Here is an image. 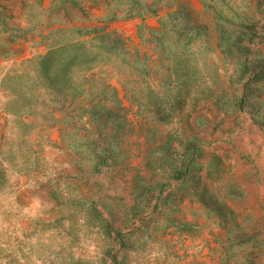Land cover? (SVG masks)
I'll use <instances>...</instances> for the list:
<instances>
[{"label":"rangeland","instance_id":"rangeland-1","mask_svg":"<svg viewBox=\"0 0 264 264\" xmlns=\"http://www.w3.org/2000/svg\"><path fill=\"white\" fill-rule=\"evenodd\" d=\"M0 264H264V0H0Z\"/></svg>","mask_w":264,"mask_h":264}]
</instances>
